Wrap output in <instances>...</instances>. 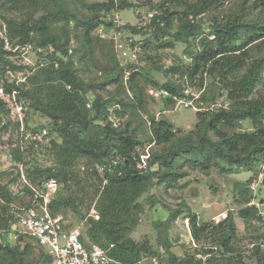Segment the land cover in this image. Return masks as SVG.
<instances>
[{"label": "trees", "instance_id": "trees-1", "mask_svg": "<svg viewBox=\"0 0 264 264\" xmlns=\"http://www.w3.org/2000/svg\"><path fill=\"white\" fill-rule=\"evenodd\" d=\"M0 1V17L5 21V29L0 28V86H4L8 94L17 91L18 98L24 99L29 109L49 120L45 139L50 140L44 150L53 159L48 168L27 161V155L32 156L37 151L34 147L42 145L34 139L29 151L22 145L14 148L13 161L17 167L29 168L25 177L32 185L40 186L51 179L59 183L60 189L50 204L53 215H62L66 211L74 213L85 222L83 241L100 248L114 244L112 257L119 264H139L145 259L151 264L152 258L161 257L160 247L169 254L168 262H164V255L160 264H264V243L255 245L248 256L237 247V219L247 227L264 222L257 208L248 206L255 198L250 185L264 163V97L252 98L261 81L264 58L251 59L253 50L264 40V0L252 3V0H241L238 13L210 21L207 35L203 34V20L198 18L217 9L226 0H136L135 3L105 0L93 4L66 0L63 8L38 18L34 0ZM154 1H158L156 6ZM146 7L157 9L160 14H156L148 26L153 29L154 42L141 40L142 49L150 48L155 42L161 48H173V42L160 41L166 36L192 48L190 40L205 35L198 52L187 51L192 57L187 73L192 79L204 70L208 75L218 77L228 92L227 108L222 106L215 111L199 112L195 130L186 135H179L167 120L151 117L148 141L160 148L149 152V166L154 168L151 172L140 166L141 156L146 152L140 149L144 141L137 136L142 123H135V119L147 112V95L140 82L145 79L153 88L167 92L171 96L166 100L167 107L171 110L176 104L172 97L189 96L178 82L169 80L160 85L144 76L141 70L149 58L140 55L137 63L121 65L112 40L94 34L101 26H116L114 13ZM3 11L20 18H5ZM255 13L258 15L254 18ZM138 15L141 18L139 12ZM143 29L136 26L120 28L133 36L145 35ZM4 38L14 47L32 44L46 51L45 56L41 55L45 66L26 75L25 83L10 82L9 70L27 73L30 68L17 64L15 55L4 51ZM74 40L76 46L72 47ZM99 53L114 65L99 66L107 76L102 82L95 83L83 75L90 67L98 68ZM167 71L177 74L181 69L172 66ZM126 73L131 74L128 89L121 84ZM111 84L117 85L118 94L109 93L104 97L101 93ZM90 94H94L93 101L89 99ZM111 108H115L113 112ZM128 112L130 119L123 127H118L112 116L124 117ZM3 115L9 117L10 110L0 99V124ZM247 121L253 125L251 132L242 130V123ZM226 128L234 133H228ZM27 129L36 135L43 128L27 124ZM85 159L87 169L82 171L79 164ZM219 162H227L229 168L224 170L233 174L252 170L255 173L244 184L235 185L239 194L237 202L241 206L236 215L229 212L224 220L202 224L189 209L186 219L193 240L198 243L209 240L211 248L195 250V254L187 255L179 262L180 258L171 252L174 244L170 234L171 224L184 214L178 209L170 210L166 220L154 224L158 232L156 248L149 241L136 242L131 237L141 222L144 206L140 201L144 195L154 187H179V181L187 176V172L182 171L187 164L207 170L212 163ZM104 164L112 171L101 172L99 166ZM262 191L264 189L259 194ZM25 192L33 196L30 187L16 194L12 184L0 182V231L8 230L15 223L16 200L18 208H31V199L29 202L23 200ZM145 204L153 208L158 204L157 196L150 194ZM92 210L96 211L97 219L91 214ZM260 239L264 242V236ZM44 261V250L31 239L15 245H0V264H42Z\"/></svg>", "mask_w": 264, "mask_h": 264}, {"label": "rangeland", "instance_id": "rangeland-1", "mask_svg": "<svg viewBox=\"0 0 264 264\" xmlns=\"http://www.w3.org/2000/svg\"><path fill=\"white\" fill-rule=\"evenodd\" d=\"M69 2V0H67ZM87 3L93 4L97 2H104L105 0H84ZM130 2H138L136 0H129ZM252 0L250 3H252ZM1 2V1H0ZM241 0H226L217 9L206 13L198 18L203 20L204 33L209 34L210 21L213 19H226L229 15L238 13V6ZM141 3V2H140ZM154 6L158 4V1H154ZM66 5V0H34V9L36 10V18L43 15L44 13L50 12ZM72 7V6H71ZM78 7H82L78 5ZM150 7V6H149ZM138 12L141 14L139 18ZM5 18H20L18 15L3 11ZM160 14L157 9L151 10L150 8H140L138 10L126 9L114 13V22L121 28L122 26H136L138 28H145L142 32L145 35H134L138 40H152L154 42L153 29H149L148 26L151 21L148 19V15ZM254 18L257 17L258 13H255ZM175 24H178L177 22ZM5 29V21L0 17V28ZM176 31V27L173 32ZM94 34L97 35V32ZM205 35H201L198 40H190V47L188 44L176 43L168 36L162 37V42H173V48H161L158 42L152 44L150 48L143 50L141 56L145 59L149 58L147 65L141 70V72L149 78L162 85L167 81L178 82L183 86V91L188 98H182L185 102H192V107L184 108L183 106L177 107L175 104L171 110L167 107V98L165 99L160 95L158 88H153L150 84L142 79L140 85L145 89L147 95V112L142 113L140 119H135L136 122L142 123V127L139 129L137 136L140 140L144 141V145L140 148L143 151L152 152L160 149L155 145H151L148 141L150 136V123L151 117H155L157 120H167L170 122L174 129L179 135H186L195 130L198 123V113H207L209 111H215L225 103L228 102V92L224 89L225 85L222 84L218 77L208 75L203 69L195 78L189 77L187 71L192 62V57L187 54V51L192 49L195 53L200 50L201 38ZM259 48H255L252 52L251 59L264 58V40L258 43ZM76 46V41L72 42V47ZM96 62L97 67H90L89 72L83 75L86 80H92L95 83L102 82L107 74L101 71L100 68L106 67L108 64L112 67L113 62H108L104 55L98 54ZM33 61L36 58H33ZM99 66H101L99 68ZM172 66H179L181 72L177 74L166 73ZM164 69V70H163ZM183 72H186L183 74ZM28 75V73H25ZM23 76V75H22ZM131 74L126 73L121 81L122 86L125 89L129 88V78ZM2 87V85L0 86ZM117 85H109L105 91L101 94L107 97L109 93L115 95L118 94ZM264 97V69L261 75V81L258 83L252 98L260 99ZM201 98L203 101H201ZM90 101L94 100V94L89 95ZM25 101L24 99H21ZM25 105L28 103L25 101ZM112 109V108H111ZM115 108L112 109V112ZM196 109V110H195ZM27 117L25 116V122L23 124L13 120L11 114L9 117L3 115V122L0 124V182L2 185L12 184L13 191L19 194L25 190V187L29 185L35 187L30 182L25 183L23 176H27V170L29 168L17 165L13 161V151L18 145H22L25 150H28L33 145L34 139L31 130L27 129V124L33 125L36 128H43L49 132L47 124L49 120L43 117L40 113H36L29 109H26ZM130 119V114L124 117L112 116V120L117 124L118 127H123L124 124ZM242 130L244 132L253 131V125L250 122L242 123ZM226 131L230 134L234 133V130L226 128ZM57 140V135H54ZM37 142L42 145H36L34 147L37 151L32 156L26 157L28 162L32 164H38L43 168H48L52 165L53 159L49 156V153L44 150L49 142L48 138L45 139L44 135L37 137ZM41 146L43 148H41ZM27 154V153H26ZM80 167H86L87 160H81ZM229 168L227 162L212 163L210 168L203 170L200 167H192L187 164L182 168L183 172H187V176L179 181V187L174 189H167L165 187H154L149 194H146L141 199V204L144 206V211L141 214V222L136 230L132 233L131 237L136 242L149 241L154 248L157 246V230L154 224L164 221L168 218L170 210H182L184 214L179 219L171 224L170 234L173 239V248L171 252L182 259L187 255H193L196 253L195 250H202L212 247L211 241L195 242L192 238L191 228L186 217L188 216L189 209L192 213L196 214L199 218V223H209L219 221L221 214L228 215L232 212L236 215L238 210L241 208L237 199L239 194L235 189L237 183L244 184L247 182L255 173L254 170L249 172H240L233 174L227 172L224 169ZM258 170V169H257ZM27 177H25L26 179ZM27 180V179H26ZM153 194L158 198V204L153 208L146 206L145 201ZM258 196V199L264 198V191ZM23 200L29 202L32 196L25 192L22 194ZM18 207L17 200L14 202ZM92 214V211H91ZM61 216L69 223L70 228L79 229L81 232L84 228V221H80L74 213L66 211ZM239 228V237L237 241V247L241 253L248 256L253 250L255 245L263 244V240L260 239L264 236V222L252 224L247 227L237 219ZM16 228V227H15ZM195 245V246H194ZM264 250V245H262ZM164 262H168L169 254L166 253ZM162 256L159 258L163 260ZM146 264H150L148 259H145ZM254 264V262H250Z\"/></svg>", "mask_w": 264, "mask_h": 264}, {"label": "built area", "instance_id": "built-area-1", "mask_svg": "<svg viewBox=\"0 0 264 264\" xmlns=\"http://www.w3.org/2000/svg\"><path fill=\"white\" fill-rule=\"evenodd\" d=\"M153 17V14L148 15L150 21ZM162 26L164 25L162 24ZM96 32L99 37L112 40L116 56L121 65L127 66L137 63L143 50L141 40L136 39L128 32L121 31L117 25L113 28L101 26ZM3 49L7 53L15 55L13 58L18 60L17 64L30 68V71H27L28 75L45 66L41 55L45 56L46 51L42 48H35L32 44L14 47L7 38H4ZM71 53L72 51H70ZM32 56L36 58L35 61H33ZM8 75L10 76L11 83L13 81H16L17 84L26 82L27 76L25 73H16L9 70ZM160 95L165 99L171 98L164 91L160 92ZM0 99L6 102L13 120L23 124L25 122L26 105L25 101L18 98L17 91L8 94L5 92L4 86H2L0 87ZM172 99L176 102L177 107L190 108L193 106L192 102H185L177 97H172ZM227 106L225 104V108ZM47 134L48 131L44 129L40 134L33 135L32 138L37 139L38 136H46ZM149 160L150 153L147 151L141 156L140 166L143 170L151 172L154 168L149 166ZM86 169L85 166L82 167V171H86ZM99 170L101 172L112 171L105 164L99 166ZM22 176L25 183L28 184L25 176L23 174ZM263 181L264 163L259 167L258 177L250 185V190L255 198L248 204V206L256 207L259 215L264 219V198H256L259 192L264 189ZM29 187L33 193L31 208L16 207L14 209L15 223L8 230L0 231V245H15L21 243L22 240L31 239L35 245L44 250L45 261L42 264H119L112 257L114 244H111L107 248L92 246L83 241L82 232L79 229L70 228L69 223L63 216L51 213L50 204L60 189V185L56 180H46L40 186L33 187L29 185ZM92 214L96 219L98 218L95 210H92ZM226 217V214H221L218 218L221 221L226 219ZM159 252L161 256H164L166 253L163 247L159 248ZM160 261L158 257H154L151 259V264H160ZM139 264H146L145 260Z\"/></svg>", "mask_w": 264, "mask_h": 264}]
</instances>
